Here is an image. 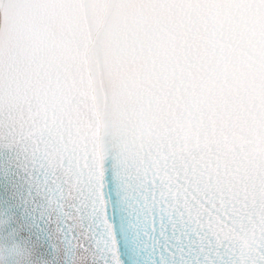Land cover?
Returning <instances> with one entry per match:
<instances>
[{
    "label": "snow or ice",
    "instance_id": "snow-or-ice-1",
    "mask_svg": "<svg viewBox=\"0 0 264 264\" xmlns=\"http://www.w3.org/2000/svg\"><path fill=\"white\" fill-rule=\"evenodd\" d=\"M0 264H264V0H0Z\"/></svg>",
    "mask_w": 264,
    "mask_h": 264
}]
</instances>
